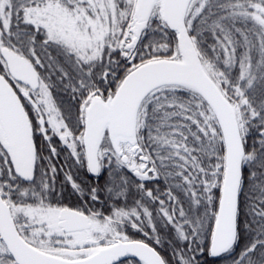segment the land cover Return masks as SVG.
<instances>
[{"label": "snow or ice", "instance_id": "6c2138e0", "mask_svg": "<svg viewBox=\"0 0 264 264\" xmlns=\"http://www.w3.org/2000/svg\"><path fill=\"white\" fill-rule=\"evenodd\" d=\"M0 264H264V0H0Z\"/></svg>", "mask_w": 264, "mask_h": 264}]
</instances>
